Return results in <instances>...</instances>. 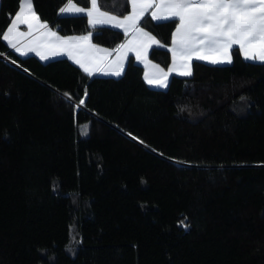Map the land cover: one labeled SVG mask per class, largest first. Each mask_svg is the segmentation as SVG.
<instances>
[{
    "label": "trees",
    "instance_id": "1",
    "mask_svg": "<svg viewBox=\"0 0 264 264\" xmlns=\"http://www.w3.org/2000/svg\"><path fill=\"white\" fill-rule=\"evenodd\" d=\"M65 1L32 3L59 34L123 40L59 14ZM18 2L0 0V53L24 70L0 58V264H264V62L234 46L231 63L193 59L192 75L162 89L130 55L119 76L88 75L8 48ZM97 5L129 11L128 0ZM175 23L138 22L161 67Z\"/></svg>",
    "mask_w": 264,
    "mask_h": 264
},
{
    "label": "snow or ice",
    "instance_id": "2",
    "mask_svg": "<svg viewBox=\"0 0 264 264\" xmlns=\"http://www.w3.org/2000/svg\"><path fill=\"white\" fill-rule=\"evenodd\" d=\"M130 3L132 12L122 20L101 12L97 0H91V8L87 9L91 25L112 24L114 27L123 28L126 35L130 29L133 32V39L126 45L119 46L117 58L111 62L115 65L114 75L121 74L120 69L127 51H135L137 59H141V47L146 51L150 44L159 43L154 36L137 26L149 9H153V20H178L172 33V47L169 49L173 66L167 72L157 68L160 73L158 76H146L149 84L165 86L168 73L173 71H179L184 76L192 75L193 58L208 60L213 64L231 63L234 46H238L246 60L264 62V0H130ZM60 11L82 13L85 9L76 7L69 0L68 6ZM19 24L28 25L29 35L34 27L39 33L25 47L42 60L48 59L45 49H52L51 55L59 54L56 49H62L67 52L69 59H73L88 75H92L90 64L103 63L110 55L106 49L95 48L90 43L85 44L90 40L89 36L61 38L55 32L49 31L47 24L40 22L32 0H22L20 11L2 36L21 55L26 52L17 46L16 36L25 34L17 32ZM41 29L44 31L41 32ZM121 50L126 51L122 53ZM80 103L83 104L84 101L81 100Z\"/></svg>",
    "mask_w": 264,
    "mask_h": 264
},
{
    "label": "crops",
    "instance_id": "3",
    "mask_svg": "<svg viewBox=\"0 0 264 264\" xmlns=\"http://www.w3.org/2000/svg\"><path fill=\"white\" fill-rule=\"evenodd\" d=\"M129 1V11L124 14L123 16H117V15H113V14H110L108 12H105L103 10H100L101 12H104L106 13L107 15L109 16H115L117 19H123L125 16H128L131 14L132 12V6H131V3H130V0ZM21 2L22 0H19L18 2V7L16 9V11L13 13V15L11 16L7 26L5 27V29L3 30L2 32V35L1 37L3 36V33L7 30V28L11 25L12 23V20L15 19L16 17V14L17 12L20 11V7H21ZM72 4H74L76 7H80V8H84L85 9V12H82V14H84L86 16V19H87V23L89 25H91L89 23V18L87 16V9L91 8V0H89L88 2V5L86 7H81V6H78L76 5L74 2L71 1ZM69 4V0H66L59 8H58V13L59 14H75V12H61L60 9L63 8V7H67ZM153 9H149L147 12L149 14V16L151 17L152 19V13ZM153 20V19H152ZM154 21H159V20H154ZM41 23H45L43 21L40 20ZM178 23V20H176V23H175V26L173 27L172 31H171V35H170V40H169V43L168 45L166 46V48L168 49L169 51V63L167 64L166 67H161L160 65H158L157 63L151 61L148 57H147V51L150 47L152 46H161L160 43H153V44H150V46L147 47L146 51L141 47L140 50H141V59H137L136 57V52L135 51H127V54L126 56L124 57L123 59V67H124V63H125V60L127 58V56H131L133 58V60L139 64L141 66V77L144 81V83L148 86V87H151V88H164L166 86H159V85H156V84H149L148 81L145 79L146 76H149V77H152V76H158L160 75V73L157 71V68L159 69H163L164 72H167L169 68H171L173 66V61H172V53L171 51L169 50L171 47H172V33L175 31V27H176V24ZM46 24V23H45ZM97 25H107V26H110V27H114L112 24H97ZM91 26H94V25H91ZM138 26V25H137ZM139 27V26H138ZM114 28H117V27H114ZM141 28V27H139ZM120 29L121 31L124 32V29L123 28H118ZM142 29V28H141ZM48 30L49 31H52V32H55L57 36L61 37V38H68V37H82V36H89V33H80V34H71V35H62V34H59L57 33L55 30H53L52 28H50L48 26ZM41 32H43L44 30L41 29L40 30ZM144 32H147L146 30L143 29ZM17 32L18 33H24L25 35H20V36H16L17 37V46L19 47L20 45H22L24 42H26L27 40L29 39H35L37 37V35H39V33L36 31L35 27L33 28L31 34L29 35V28H28V25L27 24H19L18 25V28H17ZM125 33V32H124ZM149 33V32H147ZM150 34V33H149ZM151 35V34H150ZM41 39H50L48 37H41ZM133 39V32L132 30L130 29L128 34L124 36L123 40H121L119 43H117L115 46L113 47H107V46H104V45H99V44H95L91 41V39L88 41V42H85V44H88L90 43L91 45H93L95 48H101V49H106L108 53H110V55H108L105 59V61L103 63H92L90 64V67L92 68V75H101V76H117V75H114L113 74V69L115 68V65L111 62L115 61L116 58H117V49L119 48L120 45H126L130 40ZM4 41V40H3ZM5 44L8 46V48L12 51H14L16 54L18 55H21L19 52H16L15 49H13L12 47H10L8 45V43L6 41H4ZM238 47V46H237ZM52 49H47V52L48 53H51ZM56 51H58L59 54L57 55H51L50 57H60V56H63V57H66L70 62H72L73 64L77 65L78 67H80L79 64H77L73 59H69L68 57V54L66 51L62 50V49H56ZM124 51L126 50H121V52L123 53ZM26 54H34L39 60H41L40 56L36 55L35 52H31V51H28L26 52ZM97 55H101V54H97ZM242 57L244 58L243 54L241 53ZM194 59V58H193ZM41 61H44V60H41ZM204 62H207V63H210V64H213L211 63L210 61L208 60H202ZM253 61V60H252ZM217 64V63H216ZM219 64V63H218ZM224 64V63H223ZM153 65H156L157 67L154 68ZM123 67L122 69H120V73L122 72L123 70ZM81 68V67H80ZM82 69V68H81ZM99 69V70H97ZM88 74V73H87ZM171 75H175V76H184V75H180L179 74V71H173V72H170L168 73V76H167V81L169 79V77Z\"/></svg>",
    "mask_w": 264,
    "mask_h": 264
},
{
    "label": "rangeland",
    "instance_id": "4",
    "mask_svg": "<svg viewBox=\"0 0 264 264\" xmlns=\"http://www.w3.org/2000/svg\"><path fill=\"white\" fill-rule=\"evenodd\" d=\"M16 40H17V37H16ZM33 40H34V38H33V39H29V40H27L26 42H24L22 45H20L19 47L22 49V51H24V52H28L25 46H26V45H29L30 42L33 41ZM45 54L48 55V59L53 58V57H50L51 55H49V54H51V53H48V52H47V49H45ZM48 59H43V60L45 61V60H48ZM41 60H42V59H41ZM253 61H258V60H253ZM225 63H227V62H225ZM217 64H218V63H217ZM219 64H223V63H219Z\"/></svg>",
    "mask_w": 264,
    "mask_h": 264
},
{
    "label": "water",
    "instance_id": "5",
    "mask_svg": "<svg viewBox=\"0 0 264 264\" xmlns=\"http://www.w3.org/2000/svg\"><path fill=\"white\" fill-rule=\"evenodd\" d=\"M0 58L3 59L4 61H6L7 63L13 65L14 67L24 71L22 68H20L15 62L11 61L10 59H8L7 57H5V55L3 53H0Z\"/></svg>",
    "mask_w": 264,
    "mask_h": 264
}]
</instances>
